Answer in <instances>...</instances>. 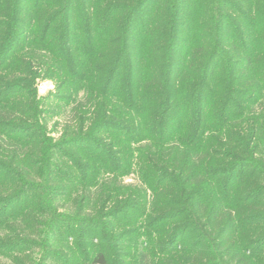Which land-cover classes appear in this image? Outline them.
<instances>
[{
	"label": "trees",
	"instance_id": "1",
	"mask_svg": "<svg viewBox=\"0 0 264 264\" xmlns=\"http://www.w3.org/2000/svg\"><path fill=\"white\" fill-rule=\"evenodd\" d=\"M44 80L71 103L61 136L81 219L68 264H125L122 240L139 237L155 256L141 264H173L186 233L191 264H264V0H0V157L15 134L43 126ZM39 150L16 172L52 173ZM136 170L140 196L108 211L110 183ZM13 184L0 175L1 217L38 204ZM10 242L0 255L22 249Z\"/></svg>",
	"mask_w": 264,
	"mask_h": 264
},
{
	"label": "rangeland",
	"instance_id": "2",
	"mask_svg": "<svg viewBox=\"0 0 264 264\" xmlns=\"http://www.w3.org/2000/svg\"><path fill=\"white\" fill-rule=\"evenodd\" d=\"M36 90L38 98L42 99L45 103L42 108V110L45 111L43 115L44 122L41 124L43 126L40 127L35 123V125H33L35 128L32 132L15 134L14 137L18 139L16 145H14L15 143L11 144L7 142L8 144L5 146L6 150L0 157L1 163L6 168L0 169V175L1 178H7V180H12L14 182V184L9 187L11 191H17L16 189L22 186L28 195H37V198H35L33 202L38 204L32 211L18 208L7 216H0V239H9V241H11L10 244L18 243L23 245L22 249L14 248L13 251L1 254L0 263L3 264H68L73 259L72 252L75 251L73 246L74 236L68 234V230L74 227L76 224L75 221L81 219L76 215L79 199L74 197V191H72L69 186L68 179L70 173H66L68 168H66L65 165H69L67 163V161H69L67 155H70V150L67 149L68 146L63 143V138L61 136V123L66 117H70L69 109L71 103L57 102L50 98L58 92L56 85L50 80L38 82ZM22 99L23 97L18 94L4 101H7L6 103L15 104ZM57 104H60L67 111L65 117H63V115L49 114L54 110V106ZM89 115L90 112H88V116ZM7 135L10 136V134ZM39 139L43 144L39 143ZM61 144H64V146ZM37 146L39 148L46 147L50 151L48 152L50 153L48 160L52 173H36L37 176L35 178L24 177V173H17L16 168H18V171L22 169L25 171L26 167L29 169L31 163H35L41 158L40 154L42 155V153ZM131 147H137V145L131 144ZM260 151L262 152L261 157L264 160V138L260 140ZM12 158L19 159V166H14V164H12ZM98 159L100 160L101 157ZM136 171L134 173L120 174L119 177L121 182L116 181L110 183L107 189L111 194V201L106 206L108 211L115 207L114 204L124 205L127 199L131 198L132 195H136L137 197L140 196L142 190L138 185L139 180L133 177V175L139 173L138 170ZM44 174L47 176H44ZM110 176L111 174H109L108 177L104 175V180L109 179ZM18 179H20L18 183H15ZM138 192H140V194H138ZM128 195L130 196L128 197ZM147 196L148 200H150L148 194ZM24 202L26 201L22 200L21 203ZM85 204L87 206H85L83 211L84 215H90L91 211H95V206L92 202L86 201ZM91 208H93V210H91ZM70 210L73 211L71 212ZM25 214L27 215L23 221L22 228L20 226L9 227V224L16 223L17 220L23 218ZM62 219H66L67 222ZM97 221L103 222V220L98 218ZM130 226L125 228V230L133 231L135 229L134 226ZM137 229L140 230V232L145 230L144 218L141 217L139 221H137ZM147 230L148 228H146V231ZM153 231L156 235L157 231ZM186 235L187 233L184 235L185 238L183 237L176 240L175 244L169 249L170 257L168 260L173 262V264L174 262L175 264H191L195 261L194 258L189 256L195 250L189 253L187 250L189 245H193L194 240L189 236L186 237ZM161 236L157 234L153 241L156 239L161 240ZM136 240L130 238H124L122 240L124 247L121 248V254L123 255L125 264H141L142 257H147V261L155 258V256L151 254L145 255L146 250L149 247L152 248L151 245L147 247L146 243L143 242L145 241V237H139L137 243L135 242ZM154 245L156 247V252L159 253L160 245L158 241L153 243V246ZM157 256H159V254ZM169 261L168 263H170Z\"/></svg>",
	"mask_w": 264,
	"mask_h": 264
}]
</instances>
